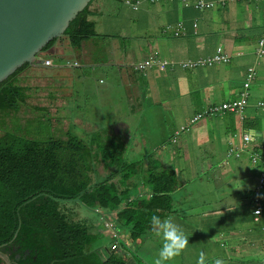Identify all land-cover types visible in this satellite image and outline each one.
Segmentation results:
<instances>
[{"label": "crops", "instance_id": "1", "mask_svg": "<svg viewBox=\"0 0 264 264\" xmlns=\"http://www.w3.org/2000/svg\"><path fill=\"white\" fill-rule=\"evenodd\" d=\"M187 2L193 3V0L143 1L139 9H134L122 0H93L89 10L96 33L92 37L79 48L71 46L67 39L56 42L39 55L36 63L17 75L23 78L21 84L30 88L27 103L21 109L32 107L34 111L41 109L50 113L52 125L59 124L55 115L69 117L74 125L83 124L91 132L102 117H108L100 123L107 130L101 139L107 140V134H112L107 140L111 142L110 147H115V153L123 151L124 162L135 163L138 168L130 179L135 184L130 187L128 201L152 196L150 172L168 177V182L159 184L164 188L170 184L168 208H145L151 217H172L188 235L189 244L180 256L166 264H197L201 250L208 254L209 264L217 257L223 258L225 264H264L261 250L251 260L246 255L248 248L253 247L250 236L260 239L264 234V188L259 190L260 175L264 171L262 165L254 166L249 155L252 150L259 151L264 160V111L257 106L258 100H264L260 93L264 90V78H256L254 88L251 85L250 102L242 113L205 114L197 122H191L195 114L205 112L210 106L239 100L246 68L255 62V39L264 32V0H237L206 13L195 11ZM257 8L259 13H255ZM196 19L199 20L197 27L194 26ZM182 21L187 29L179 35L168 29L169 25ZM219 46L232 56L230 63L198 69L181 65L183 61L212 56ZM152 57L168 60V66H173L161 70L154 63L145 72L138 71L136 64ZM46 59H51L52 64L45 65ZM69 60L78 61L79 66L68 65ZM258 65L264 73V56ZM242 75L243 79L239 80ZM119 91L122 94L119 98L112 96L111 93ZM124 93H127L125 99ZM150 101L153 113L149 111ZM125 113L133 121L126 120ZM77 116L88 119H77ZM184 127L188 130L180 131ZM151 128L159 143L134 137V131L150 133ZM247 134L252 138L246 144L243 136ZM58 135L63 137L60 132ZM97 136L85 141L93 157L98 159L91 171L93 179L113 173V180L124 188L118 168L110 167L104 153L98 150ZM220 140L221 150L217 146ZM209 142L215 148L211 155L205 156L206 160L214 161L209 160L210 170L218 178L229 174L228 179L237 186L235 191H250L243 195L245 199L240 200V207L222 203L223 206L206 210L209 200L204 199V194L199 195L198 189L187 186L194 184L191 173L180 180V168L166 166L170 160H190L197 146L203 144L208 148ZM237 147L248 150L241 151V157L228 153ZM230 158L234 160L229 161ZM95 162L103 165L105 174L97 169ZM214 199L220 202L219 192ZM69 204L81 209L82 217L72 207H63L73 220L87 227L92 236L91 250L103 260L113 253L124 264H154L158 258L163 240L152 231L151 220L141 216L143 207H133L134 215L126 221L125 216H119L124 207L110 212L85 206L90 211L87 224L82 221L86 219L82 204ZM256 209H260V217L254 215ZM135 214L147 224V232L136 238L132 235L137 225L131 221ZM114 244L116 248L112 247Z\"/></svg>", "mask_w": 264, "mask_h": 264}, {"label": "trees", "instance_id": "2", "mask_svg": "<svg viewBox=\"0 0 264 264\" xmlns=\"http://www.w3.org/2000/svg\"><path fill=\"white\" fill-rule=\"evenodd\" d=\"M92 1L69 23L63 36L54 38L44 46L42 53L63 39H67L71 46L79 48L96 33L95 22L89 10ZM122 1L134 9H139L143 1L158 3L179 0ZM208 1H213L216 7L224 8L237 0H226L225 3L219 0ZM187 4L199 13L217 9L212 6L201 10L194 3L187 2ZM198 22L199 20L196 19L195 27ZM179 23L183 24L185 30L187 29L183 21L169 25L168 29L176 30ZM255 40L257 44L254 52L255 62L246 69L247 76L253 69V81L257 78V67L264 56V32ZM226 54L229 61L225 64H228L232 56ZM152 58L157 61L159 59V57ZM216 64L218 63L187 69L212 67ZM29 66V63H25L0 82V118L4 116L7 118L9 111L19 112L27 103V91L30 88L21 84L23 78L22 76L18 78L17 75ZM172 66L167 65L164 70ZM146 70L138 69L142 72ZM38 112L48 116L49 122L52 123L50 113L41 109ZM59 117L63 118L62 122H58ZM59 117L55 115L59 124L66 122L69 126L71 118L61 115ZM69 132L64 134L65 137L49 136L43 140L39 138L35 140L24 138L18 133L3 132L0 129V264L6 259L13 264H124V260L115 253L103 260L99 254L89 249L92 236L87 227L80 221L73 220L63 207H66L68 201L110 212L118 207H124L119 212V216H125L126 221L132 217V214L134 215L131 212L133 207H146L149 210L151 207L154 210L168 208L166 201L169 203L170 200L168 194L170 184L166 188L159 185L168 182L167 176L150 172L149 183L154 187L152 196L128 201L131 198L130 187L135 184L130 179L138 171L136 164L124 162L123 151L106 152L103 155L104 159L109 161L110 167L118 168L124 188H120L113 180L115 177L113 173H108L102 179L99 177L97 180L93 179L91 171L94 170L95 165L91 160L94 159L92 149L78 135ZM141 216L147 217L144 213ZM131 221L134 226L137 225L132 237L136 238L147 230V224L144 225L136 214Z\"/></svg>", "mask_w": 264, "mask_h": 264}, {"label": "rangeland", "instance_id": "3", "mask_svg": "<svg viewBox=\"0 0 264 264\" xmlns=\"http://www.w3.org/2000/svg\"><path fill=\"white\" fill-rule=\"evenodd\" d=\"M260 12V8L256 9L255 13H259ZM256 20L258 19L257 17H254ZM258 21V20H257ZM263 21V20H262ZM261 21V22H262ZM259 22V23H261ZM223 44V41H222ZM229 69V68H228ZM247 69V68H246ZM257 71V79H263L264 78V73L261 71V68H258ZM241 79H243V75L239 77ZM42 81V80H40ZM252 87L254 88L256 85L255 80L253 81ZM114 89V87H113ZM260 93L262 95H264V90H261ZM113 97H117L119 98L121 94V91H119L118 94L116 93H111ZM125 95H127V93H124V99H125ZM93 95H91L90 97H92ZM262 101H264L263 99H261ZM119 103L121 102L122 104V100L118 99ZM115 103V101H114ZM149 111L150 113H153V105L152 102H149ZM159 108L155 109V112L158 111ZM23 110V111H22ZM25 110V111H24ZM35 109H33L32 107H25L22 108L19 112L14 113L13 111H9L8 113L9 116H7V118L1 117L0 118V129L3 130V132H11V133H18L20 136L24 137V138H34L35 140H37V138L39 139H45L48 138L49 136H60L58 135L59 132L61 133V135L63 137H65V133H73V135H78L80 138H82L84 141L89 142L90 140H92L93 136H97L98 134H100V136L96 137V142L99 144L100 148L98 149L99 151H102L103 153L106 152H114L115 147H110L111 142H108V138L112 135V134H107V140H102V135L103 132H107L106 127L104 125H100V123L102 121L105 122V120L108 119V117H102V121L100 123H98L96 128H92L94 129L93 132L89 131L86 129V126H84L83 124L77 123V125H73L71 123V120H69V126L63 124H57V125H52L51 122H49V118L48 116L43 115L42 113L38 114L37 111H34ZM78 111V110H76ZM22 112V113H21ZM77 119H81V120H85L88 119L85 116H77ZM124 118L126 120L133 121L132 118H130L126 113L124 115ZM59 121L58 122H62L63 118L59 117ZM57 120V119H56ZM8 121V122H7ZM7 122V123H5ZM150 133H148L145 130H139V131H134L133 134L135 135L134 137L139 138L140 140L142 139H148L150 142H156L159 143V139L157 137V135L155 134V132L152 130V128L150 129ZM96 132V133H94ZM109 132V131H108ZM2 134V133H1ZM243 141L245 142L244 136H243ZM222 141L220 140L217 143V146H220V150L222 149ZM196 144V142H194V145ZM209 147L205 148L203 147V144H201L200 146H197L195 149V152L193 154V157L190 160H184V161H173L170 160L167 163V168L168 167H174L175 169L177 167H179L180 169V174H179V179H184L186 176H188L191 173V178L190 179H194V184L191 185H187V186H191L195 189H198V194H204L205 198L204 199H208L210 204L206 203L205 204V208L206 210L210 207H216V205L218 206H223V204H228V206L230 207H240V200L241 199H245V197L243 195H245L246 193H249L250 191H242V192H237L234 189L237 188V186L235 185V182H231L230 179H228V175L227 174L225 176L222 175L221 178H218V176L216 175L215 172H213V170H210V167H208L209 164V160L211 161L212 158H208L207 160L205 159V156L207 155H211L212 152L215 150V148L212 146V142H209ZM239 148V147H237ZM153 148L150 149L153 150ZM258 150V149H257ZM254 152V151H253ZM251 152L249 155L252 156ZM259 152V151H258ZM260 154H262V152H259ZM211 157V156H210ZM206 160V162H204V160ZM92 161H97L98 159L94 158L91 159ZM234 158H230L229 161H233ZM251 160V158H250ZM212 163L214 162L213 160L211 161ZM252 162V160H251ZM253 163V162H252ZM96 167L97 169L102 173L105 174L103 171V165H101L100 163H96ZM255 166V165H254ZM215 167L217 168V165H215ZM104 176L99 177V179H102ZM211 185H208V181L209 179H211ZM219 192V196H221V200L220 202L217 201V199H214V197H216L218 195ZM213 192V193H211ZM235 193V195H234ZM243 202L245 200H242ZM69 203H72L71 201H68ZM216 202H218L216 204ZM67 204L69 207H72L74 211H78L80 213L81 209L77 208V205H73V204ZM244 207H247V204L243 205ZM242 206V207H243ZM80 207H82V209L85 212V220H82L83 222L87 223V221L90 219V211L86 209L85 205H80ZM199 207H202L199 206ZM143 211L144 214L148 217V220H151V215L147 212L146 208L143 207ZM80 216L82 217L81 213ZM218 219V218H217ZM216 220V219H215ZM134 221V220H133ZM88 224V223H87ZM131 232V231H130ZM147 232V230L143 231L142 233ZM250 239L252 240V245L253 247H249L248 251H246V255L248 257L249 260H251V256H257L256 254L259 253V250H261L262 256H264V234L260 239H253L250 236ZM96 244V243H94ZM248 246V245H247ZM91 244H89V249H91ZM261 259V258H259ZM3 264H13L11 261L9 260H5V262H3Z\"/></svg>", "mask_w": 264, "mask_h": 264}, {"label": "water", "instance_id": "4", "mask_svg": "<svg viewBox=\"0 0 264 264\" xmlns=\"http://www.w3.org/2000/svg\"><path fill=\"white\" fill-rule=\"evenodd\" d=\"M91 0H0V82L64 35Z\"/></svg>", "mask_w": 264, "mask_h": 264}, {"label": "built area", "instance_id": "5", "mask_svg": "<svg viewBox=\"0 0 264 264\" xmlns=\"http://www.w3.org/2000/svg\"><path fill=\"white\" fill-rule=\"evenodd\" d=\"M152 1H158V0H152ZM160 1H170V0H160ZM174 1V0H172ZM185 1V0H184ZM226 0H219V2L221 3H225ZM193 3L195 4L196 7L201 8V10L205 9V8H209L215 5V3L213 1H208V0H194ZM216 7V6H214ZM169 28V27H168ZM184 26L182 23L178 24L177 29L175 30V33L177 35H179L181 32H183ZM229 57L226 53H224V49L219 46L217 48V51L215 52L214 55L209 56V57H201L195 60H188V61H183L181 62V65L185 68H192L198 65H204V64H209L212 65L214 63H221V62H227ZM157 62L158 67L161 70H164L167 65L170 64V61L168 60H161L158 59L155 60L154 58H150V59H146L144 61H140L136 64V68L139 70H144V69H148L150 68L154 63ZM45 65H51L52 64V60L51 59H46L44 61ZM67 64L70 66H79V62L74 60V61H67ZM173 65V64H171ZM251 73H249V75L247 76V80L244 82V90L241 91L240 93V98L239 100L236 101H226L223 102L219 105H214V106H210L207 110H205V112H199L197 114H195L192 118H191V122L195 123L198 120H200L201 118L204 117V115H223L224 113H226L227 111H236V112H243L245 110V108L247 107L248 103H249V87L252 83L253 80V69H251ZM258 106L264 110V101H259L258 102ZM252 138V136L250 135H245L244 139H245V143L247 144V142L250 141V139ZM248 149H244V148H237V149H233L230 152H228L229 154H234L236 157H241L240 152L241 151H245ZM254 150H252L251 152H253ZM250 152V153H251ZM249 153V154H250ZM252 162L254 165H262L263 171H264V160L261 158V154L258 151H254L252 153V156H250ZM262 184V186H261ZM260 187L264 188V173H262V175H260ZM257 210V209H256ZM260 210V209H258ZM113 248H116V244H114L112 246Z\"/></svg>", "mask_w": 264, "mask_h": 264}, {"label": "clouds", "instance_id": "6", "mask_svg": "<svg viewBox=\"0 0 264 264\" xmlns=\"http://www.w3.org/2000/svg\"><path fill=\"white\" fill-rule=\"evenodd\" d=\"M251 85L249 87V93H250L248 97L249 102L251 97V92H250ZM259 101L262 100L257 101V106ZM185 130H188V128L184 127L180 129V131H185ZM261 189H263V187L259 188V190ZM260 213H261L260 210L257 209L255 210L254 215L260 217ZM151 229L157 236H161L163 240L162 246L159 250L158 258L155 260L154 264H166V262L174 260L176 257L180 256L181 253L187 249L189 244V237L184 232V230L174 222V219L172 217L161 219L160 216L158 215H152ZM197 264H209V257L205 250H201L199 252ZM212 264H225V260L223 258L217 257L212 261Z\"/></svg>", "mask_w": 264, "mask_h": 264}]
</instances>
